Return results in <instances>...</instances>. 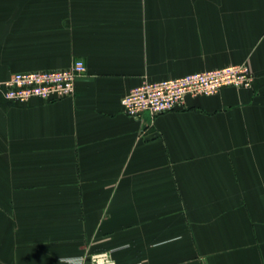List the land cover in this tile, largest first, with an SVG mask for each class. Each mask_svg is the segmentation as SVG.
<instances>
[{"label":"crops","instance_id":"1","mask_svg":"<svg viewBox=\"0 0 264 264\" xmlns=\"http://www.w3.org/2000/svg\"><path fill=\"white\" fill-rule=\"evenodd\" d=\"M86 72L58 100L20 71ZM246 63L251 88L131 117L142 80ZM264 264V0H0V264Z\"/></svg>","mask_w":264,"mask_h":264},{"label":"built area","instance_id":"2","mask_svg":"<svg viewBox=\"0 0 264 264\" xmlns=\"http://www.w3.org/2000/svg\"><path fill=\"white\" fill-rule=\"evenodd\" d=\"M86 72L83 59H76L66 68L20 71L1 82L6 99L25 102L31 97L58 100L72 95L75 80ZM254 76L246 63L193 71L175 78L144 79L133 86L121 99L126 115L137 117L143 113L158 115L185 103L187 96L212 95L222 87L251 88ZM74 264H85L81 258L68 259ZM109 251L92 253L87 264H114Z\"/></svg>","mask_w":264,"mask_h":264}]
</instances>
